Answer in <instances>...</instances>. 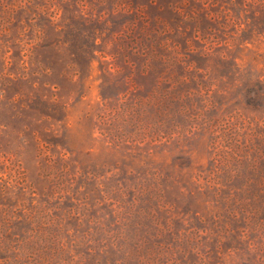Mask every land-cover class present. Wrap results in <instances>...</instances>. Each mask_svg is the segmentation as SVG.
<instances>
[{
    "label": "rangeland",
    "instance_id": "1",
    "mask_svg": "<svg viewBox=\"0 0 264 264\" xmlns=\"http://www.w3.org/2000/svg\"><path fill=\"white\" fill-rule=\"evenodd\" d=\"M0 264H264V0H0Z\"/></svg>",
    "mask_w": 264,
    "mask_h": 264
},
{
    "label": "trees",
    "instance_id": "2",
    "mask_svg": "<svg viewBox=\"0 0 264 264\" xmlns=\"http://www.w3.org/2000/svg\"><path fill=\"white\" fill-rule=\"evenodd\" d=\"M165 96H167L168 101H173L174 99L180 100L184 96H186L187 98L188 94H185V95L181 93L175 94L173 91L172 92L169 91L165 93ZM104 98H107V97L104 96ZM206 123H207L208 128L212 129L213 146L216 149L215 170L210 171V173L212 174L210 181L215 183V186L218 188L217 190H219L217 192V197H219L218 200L222 201L229 197V195L224 196L225 195L224 188H227L230 191L233 190L232 184H231L233 181V178L236 175L240 174L239 170L235 168V166L239 162H241V156L237 152L236 148L232 146L231 141H229L230 138H228L229 137L227 133L228 131L224 129L221 135H219L218 133L216 134V132L218 131L216 123L210 122V121H206ZM222 137L224 138V141L226 142L221 141ZM220 186L222 188H220Z\"/></svg>",
    "mask_w": 264,
    "mask_h": 264
}]
</instances>
